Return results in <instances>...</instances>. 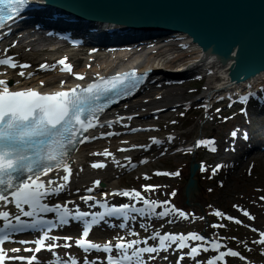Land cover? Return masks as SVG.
Wrapping results in <instances>:
<instances>
[{
	"label": "rangeland",
	"instance_id": "rangeland-1",
	"mask_svg": "<svg viewBox=\"0 0 264 264\" xmlns=\"http://www.w3.org/2000/svg\"><path fill=\"white\" fill-rule=\"evenodd\" d=\"M164 38L169 42L176 41L174 35H168ZM164 42L161 41L159 44ZM17 46L14 43L10 47V55L17 60L18 64L27 62L32 69L37 71L44 64L50 66L48 71H54L59 65L58 62L65 58L70 62H75L79 68L83 66L89 57L103 55L108 59L112 58L110 55L114 52L120 53L130 50L107 51L96 49L86 52L82 49L65 47H59L55 50L48 48L49 45L46 44L44 49L39 51ZM145 47L138 46L133 49L139 48L140 50ZM132 57L127 60L117 58V66L121 63L127 64L130 60L133 61L135 56ZM174 64H178V61H175ZM180 78L183 79L182 82L176 85L180 87L181 93L176 95L173 102L159 107L158 110L162 109V113L158 112L154 119L142 118L143 120L135 126L138 128L135 131L137 135L131 136L129 139L150 140L155 135L163 134L168 142H177V148L192 145L193 141L199 142L201 146L198 149L189 147L186 148L187 150H184V148L174 152L167 148L160 149L154 159H152V154H138L123 166L121 172L118 173L110 168L101 173L104 176L112 174L115 176L111 183L116 190L114 189L111 192V197L109 194L107 195L110 202L118 205L127 203L139 205L147 200L159 206L158 211L160 212H158V218L153 220L138 215L139 224L136 227L120 231L112 229L108 234V238H100L94 232L92 239L103 243V245L108 243L106 241L110 242V239H112L113 252H117L114 246L121 242V238L128 240V234L131 232L140 235L139 241L141 243L137 247H141L146 244L150 246L152 240L150 237L154 232L172 230L182 233L187 231H209L219 233L226 242L224 250L234 248L243 255V259L227 257L226 261L218 260L216 264H264V245L254 243V241L264 239L260 236V233L264 232V199H261L264 197V150L257 148L252 155L246 153L252 145H261L262 141L257 140V138L264 140V115L260 113L261 105L257 102V97L252 98L255 103L254 106L249 104L246 107L243 104L239 107L231 104V101L237 102L240 96L237 94L204 109V102L195 100L203 91L207 76L203 73H191ZM198 80L202 81L200 89L197 87ZM157 90L155 95L161 93L165 88L163 90L157 88ZM136 96L138 95L136 94L134 97ZM262 96L260 97L262 98ZM189 105L191 108L186 110ZM240 131H244L246 136L248 135L247 132L252 135L249 143L242 137L231 138L233 132L238 134ZM122 139L124 138H115L114 141L118 142ZM207 144L210 145V149L214 147L216 150L214 152H212V149L209 151ZM247 144L250 145L247 146ZM262 145H264V142ZM141 160L143 161L141 162ZM193 160L201 162L202 168L196 175L200 191L192 198L190 205L186 202L183 187L189 177L190 163ZM218 166L220 167L218 168ZM75 178L77 179L78 175H75ZM91 183L92 180H89L80 185L86 184L85 187H87ZM70 186L75 188L74 190L79 189L78 182H74ZM125 191L129 193L139 192L141 198L135 199L134 197L133 200H124L118 192L123 193ZM102 192H105V190H102L100 194L104 197L105 194ZM77 196L80 195L66 197L65 199L69 201ZM74 204L71 203V206H74ZM74 208H79V206ZM165 211H168L169 214L159 215ZM245 211L254 219L245 216ZM179 212H184L187 219L179 216ZM216 212L221 213V215L217 216ZM228 217L236 218V221L239 220L241 223H236ZM214 225L222 226L214 227ZM253 229L256 231H253ZM98 230L99 228L96 229V231ZM66 237V234H63L61 248H52L49 252L44 251L41 253V257L48 256L49 262L40 260L34 261L33 264H70L71 260H76L77 264H107V255L110 253H102L101 251L84 252L76 248L74 244L77 236L70 240H66ZM145 240H147L146 244L143 243ZM52 244H57V241L53 239L50 245ZM66 244H70L71 247H65ZM157 246L158 244H155L154 247ZM29 247L31 248L33 245L18 246L22 249L20 251L22 253L17 254V257L22 258L21 264H26L25 260L31 254ZM11 249L13 248L11 247ZM55 255L62 259L57 262L58 259L55 258ZM215 257V253L211 251L201 250L193 256L191 250L181 251L171 246L156 253H145L142 260L144 264H207L210 259ZM64 259L69 260V263L65 262ZM12 261L14 260H10L8 264H18V262L14 261V263Z\"/></svg>",
	"mask_w": 264,
	"mask_h": 264
},
{
	"label": "snow or ice",
	"instance_id": "snow-or-ice-1",
	"mask_svg": "<svg viewBox=\"0 0 264 264\" xmlns=\"http://www.w3.org/2000/svg\"><path fill=\"white\" fill-rule=\"evenodd\" d=\"M28 3V0H0V27L3 22L12 21L19 14L20 10ZM6 52V50H5ZM64 67L61 71L72 72V66L67 63L66 58L58 62ZM0 66H7L12 69L17 67L24 69L30 68L28 64H18L11 56L0 57ZM42 69L48 70L49 65H41ZM19 76L24 77L25 72L20 71ZM32 73H29V78ZM135 72L116 75L108 80L101 78V83L90 84L87 88L77 86L65 91H55L52 93H41L33 88L19 91H10L7 81L0 80V206H6L13 203L16 213L9 211H0V244L9 239V234L15 231L32 228L44 232V238L39 239L36 243L39 245L35 249L39 252L45 247L47 232L51 230L52 225L40 218L41 213H56L60 225L67 224L69 218L79 221L82 225V237L76 240V244L83 249L84 252L90 250L104 251L110 253L113 249L111 242L100 245L86 238L90 234L93 226L98 225L105 219V216H122L128 217L129 211L143 215L146 211L144 208H136L129 204L119 207L101 204L106 209L104 213H88L77 210L73 214L67 206L59 204L49 206L43 203L49 195L58 193L64 187L63 184H57L54 180L47 182L42 180L43 176H48L53 171L63 170L62 180L67 182L70 179L71 168L67 163L70 151L79 142V137L83 133L88 132L95 127L94 120L101 113L106 104L112 102L111 93L116 92L120 95L127 94L131 87H135ZM77 79H84L82 75L76 74ZM125 81L129 83L126 84ZM64 82L61 81V87ZM43 87L44 82H40ZM103 101V103L101 102ZM243 111V110H242ZM236 135L235 132L232 133ZM87 139V137L85 138ZM159 143V141H154ZM203 143V142H201ZM216 149L213 147L212 151ZM103 155H110L105 152ZM95 168L104 167L103 164H93ZM220 166H218L219 168ZM99 186V181L94 182ZM92 189H89L91 191ZM123 196H133L137 199L141 198L139 192L129 193L127 191L120 193ZM87 202L94 199L91 196L83 197ZM261 199H264L262 197ZM148 205L149 209H155L157 205L147 200L143 201ZM97 204L100 202L97 201ZM28 206L30 210H25ZM95 206V205H92ZM168 211L159 215H168ZM179 216L187 219L184 212H179ZM217 216L221 213L216 212ZM245 216H249L248 212H244ZM23 217L32 218L31 223L21 219ZM91 216V219L88 217ZM254 219L253 217H250ZM228 219H233L228 217ZM236 223H241L237 220ZM123 227V225H121ZM222 225H214L220 227ZM253 231H256L253 229ZM264 237V232L260 233ZM159 239V247H137L141 241L132 240L125 242L121 238V242L114 247L118 252L116 257L109 255L107 264H144L142 260L143 253H156L164 250L171 244L178 243L179 248L187 246V241H205L203 236L192 233L185 235H160L156 233L150 239ZM66 240L72 239L66 237ZM147 243V240L143 241ZM260 245H264V239L254 241ZM58 245L52 244L47 247L51 250ZM65 247H71L66 244ZM220 244L212 242V249L218 250ZM12 251H19L13 249ZM31 251V249H29ZM201 251L199 247L191 248V254L197 255ZM203 251H209V248L203 247ZM226 256L239 257L240 253L232 250L220 252L218 256L210 259L207 264H216L218 260H223ZM8 257L2 248H0V264H5ZM243 259V257H240ZM22 259V258H21ZM36 257L33 256L28 264H33ZM70 264H77L76 260H71Z\"/></svg>",
	"mask_w": 264,
	"mask_h": 264
},
{
	"label": "bare ground",
	"instance_id": "bare-ground-1",
	"mask_svg": "<svg viewBox=\"0 0 264 264\" xmlns=\"http://www.w3.org/2000/svg\"><path fill=\"white\" fill-rule=\"evenodd\" d=\"M103 29L107 30L105 28ZM172 35L175 36V42L166 41L161 44H156V42L151 43L153 42L151 39L145 40L144 42L146 47L143 49L139 50L136 48L128 51L125 50L120 53L114 52L110 55L112 58L108 59L103 55L89 57L84 62L83 66L79 68L76 66L77 64L75 62L67 60V63L72 66L71 73L61 71V68L64 66L60 64L54 71H48L42 68L37 71L31 67L24 69L17 67L12 69L7 66H1L0 80L7 81V86L10 91H19L28 88H33L39 92H45L48 90L55 91L59 88L68 89L71 87L70 83H78L88 80L94 75L107 73L129 65L121 63L117 66V58L127 60L128 58L135 56L131 64L134 65L139 72L150 69L152 73L157 72L161 74L162 72H171L180 74L179 76H188L191 73H203L207 76V80L203 86V91L198 96V99L208 103L209 105L218 98L252 93L254 90L264 87V74H262L255 79L243 82L231 89L223 88L225 86L224 81L226 78V71L224 68L218 66L211 58L199 62V48L192 44L190 40L182 34L172 33ZM47 43L48 40L40 37L36 32L27 33L25 36H21L18 40H16V44L18 45L17 47L19 48L24 47L39 51H42ZM105 45H107V43ZM5 56L13 57L8 51L4 52L0 57ZM15 61L17 62V60ZM175 61H178V64H174ZM20 64L29 65L27 62ZM20 71L25 72L24 77L18 75ZM29 73H32L30 78L28 76ZM76 74L82 75L84 79H77ZM162 77V74L156 77L154 79V83L158 82V80L162 79ZM182 80L183 79H178L180 82ZM41 81L44 82L43 87L40 85ZM61 81L64 82L63 87H61ZM169 81L172 80L168 79L167 82ZM163 83L165 84V82ZM163 83H160V85L157 86L141 85L136 92L138 96L134 97V99H130L126 103H123L121 106L117 105L110 108L99 119L94 121L96 126L91 128L85 134L83 143L71 152L67 158V163L71 168V175L78 173L77 179L83 183H86L89 180L93 181L85 190L76 192L77 194L83 193L82 197H84V195L85 197L91 196L94 200L101 199L97 197V195H100L102 190H105V192H102L105 194L104 198H107L108 194L109 196L111 195L110 192L115 188L112 185L111 180L114 179L115 176L114 174L104 176L101 175V173H104L110 168H113L116 171L122 170L126 162L137 154L135 153V149L145 142L143 140L138 141L139 139L136 138L129 139V137L137 135L135 132L137 130L135 126L138 125V122L142 121V118L154 119L158 115L156 112L159 107L173 102L176 95L181 93L180 87L173 84L165 88V90L161 93L155 95V92L158 91L156 87L162 86ZM159 113H162V109ZM262 113H264V111ZM86 137L87 139H85ZM239 137L245 138V132L240 131V133L235 136L231 135V138ZM115 138L124 139L115 142ZM177 144V142L171 143L167 148L173 152L178 151L179 149L182 150L183 148H185L184 150H187L186 146L177 148ZM105 152L110 155H103ZM150 152L153 156L152 159H154L157 152L156 149H152ZM254 152L255 150H253L250 155ZM97 163L105 166L100 168L92 166ZM64 174L65 173L62 169L59 171H53L49 173L48 176H43L42 180L47 182L51 179L58 182ZM96 181H101L103 185H105V188H102L101 186L97 187L94 183ZM51 187H55V185L52 184ZM89 189L92 190L89 191ZM82 197L80 198L77 196L72 200L78 202L77 204L79 205L85 204L87 207H91L92 204L90 203V200L86 202ZM123 197L124 199H134L133 196ZM15 210L16 209L13 203H8L6 206H0V211L16 213ZM25 210L27 211V208H25ZM130 237L131 239L129 241L140 239V235L138 233L132 232ZM57 238L60 239V241L62 239L61 237ZM7 249L10 251L13 250L11 249V246H8ZM58 259L62 258L58 257ZM45 260L49 262L47 258ZM64 261L69 263V260L64 259ZM18 262L21 264L20 261Z\"/></svg>",
	"mask_w": 264,
	"mask_h": 264
},
{
	"label": "water",
	"instance_id": "water-1",
	"mask_svg": "<svg viewBox=\"0 0 264 264\" xmlns=\"http://www.w3.org/2000/svg\"><path fill=\"white\" fill-rule=\"evenodd\" d=\"M74 18L133 35L186 36L200 50L199 62L224 68L231 89L264 74V0H39ZM119 31V30H118ZM191 162L183 187L187 203L200 191Z\"/></svg>",
	"mask_w": 264,
	"mask_h": 264
},
{
	"label": "trees",
	"instance_id": "trees-1",
	"mask_svg": "<svg viewBox=\"0 0 264 264\" xmlns=\"http://www.w3.org/2000/svg\"><path fill=\"white\" fill-rule=\"evenodd\" d=\"M198 85L200 86V85H201V82H200V83H198Z\"/></svg>",
	"mask_w": 264,
	"mask_h": 264
}]
</instances>
